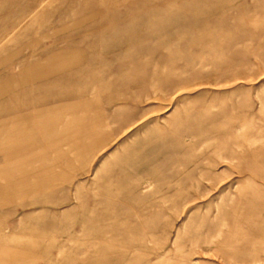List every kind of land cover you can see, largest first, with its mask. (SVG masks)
I'll use <instances>...</instances> for the list:
<instances>
[{"label": "rangeland", "instance_id": "rangeland-1", "mask_svg": "<svg viewBox=\"0 0 264 264\" xmlns=\"http://www.w3.org/2000/svg\"><path fill=\"white\" fill-rule=\"evenodd\" d=\"M64 105L88 160L0 193V264H264V0H0V112Z\"/></svg>", "mask_w": 264, "mask_h": 264}, {"label": "crops", "instance_id": "crops-1", "mask_svg": "<svg viewBox=\"0 0 264 264\" xmlns=\"http://www.w3.org/2000/svg\"><path fill=\"white\" fill-rule=\"evenodd\" d=\"M50 71L37 69L32 76L34 79L39 78ZM19 81L12 79L9 82L14 85ZM78 116L76 106L65 105L34 112L23 111L19 115L7 110L0 112V173L5 167V159L10 157L87 156L64 153L79 152L80 136L88 133L81 130L79 123H74Z\"/></svg>", "mask_w": 264, "mask_h": 264}, {"label": "bare ground", "instance_id": "bare-ground-1", "mask_svg": "<svg viewBox=\"0 0 264 264\" xmlns=\"http://www.w3.org/2000/svg\"><path fill=\"white\" fill-rule=\"evenodd\" d=\"M5 160V167L0 173V193L14 199L20 197L22 193L43 192L56 183L70 180L71 175L66 169L72 170L78 163L85 164L88 158L10 157Z\"/></svg>", "mask_w": 264, "mask_h": 264}]
</instances>
